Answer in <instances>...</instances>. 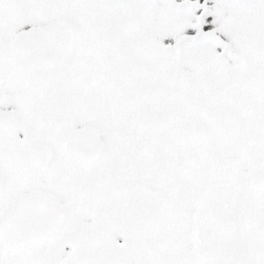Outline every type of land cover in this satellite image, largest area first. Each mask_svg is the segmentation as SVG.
<instances>
[{"label": "snow or ice", "instance_id": "obj_1", "mask_svg": "<svg viewBox=\"0 0 264 264\" xmlns=\"http://www.w3.org/2000/svg\"><path fill=\"white\" fill-rule=\"evenodd\" d=\"M0 264H264V0H0Z\"/></svg>", "mask_w": 264, "mask_h": 264}]
</instances>
